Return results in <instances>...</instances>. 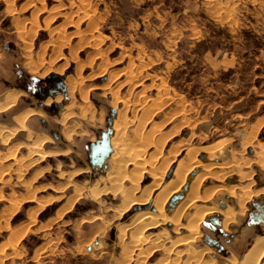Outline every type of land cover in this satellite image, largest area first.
<instances>
[{
    "label": "rangeland",
    "instance_id": "rangeland-1",
    "mask_svg": "<svg viewBox=\"0 0 264 264\" xmlns=\"http://www.w3.org/2000/svg\"><path fill=\"white\" fill-rule=\"evenodd\" d=\"M0 100V264H240L264 231L248 215L264 206V0H0ZM113 122L148 159L136 190L131 166L109 182L107 161L90 164ZM212 152L231 163L227 182L206 183L226 189L207 204L218 214L186 246V232L160 226L133 248L144 207L131 199L156 194L179 159Z\"/></svg>",
    "mask_w": 264,
    "mask_h": 264
},
{
    "label": "bare ground",
    "instance_id": "bare-ground-1",
    "mask_svg": "<svg viewBox=\"0 0 264 264\" xmlns=\"http://www.w3.org/2000/svg\"><path fill=\"white\" fill-rule=\"evenodd\" d=\"M12 12V11H11ZM81 67V66H80ZM79 67V70H80ZM64 68V67H63ZM68 70V69H67ZM78 70V71H79ZM79 73V72H78ZM109 74V73H108ZM51 76V75H50ZM72 78V77H70ZM69 80V79H68ZM74 80V79H72ZM71 80V81H72ZM70 81V80H69ZM67 82V81H66ZM73 85V84H72ZM79 86V85H78ZM73 87V86H72ZM70 89V88H69ZM78 89V87H77ZM73 90V89H72ZM70 91V90H69ZM111 91V90H110ZM8 92V91H7ZM6 92V93H7ZM109 92V91H108ZM68 93V92H67ZM109 94V93H108ZM7 95V94H6ZM70 95V94H69ZM67 97V96H66ZM5 99V98H4ZM3 99V100H4ZM1 101V100H0ZM11 101V100H10ZM52 101V100H51ZM59 101V100H58ZM13 102V101H12ZM60 102V101H59ZM121 102V101H120ZM55 103V101H54ZM112 104V103H111ZM123 104V102H122ZM14 106L13 103L11 104V107ZM46 106V105H45ZM70 108V107H68ZM123 108V105H122ZM67 109V108H66ZM116 109V108H115ZM65 110V109H64ZM67 111V110H66ZM69 111V110H68ZM120 111V110H118ZM117 111V113H118ZM65 112V111H64ZM69 114V113H68ZM32 115V114H31ZM70 115V114H69ZM115 115V114H114ZM119 115V114H118ZM71 116V115H70ZM22 117H18V122L21 124ZM118 118V117H117ZM15 119V118H14ZM117 120V119H116ZM115 120V121H116ZM121 120V119H120ZM125 120V119H124ZM240 120V119H238ZM60 121V120H59ZM131 121V120H130ZM16 122V121H15ZM129 122V121H128ZM137 123V122H136ZM124 124V123H123ZM16 125V124H15ZM21 126V125H20ZM126 126V124H125ZM113 129V137H111L109 139V146L111 147L112 151L109 155V157L105 160V162L107 161V164L110 165V167H112V171L106 173L103 177L100 178V180L102 181H109V182H113L115 179V176H118L119 173L126 169L127 166H131L132 167V171L134 172L133 175L130 177L129 179V185H131L132 190H136L137 188V184L138 181L140 180L142 171L145 170V166L148 163V159L145 160L143 158L142 155H140V152L138 150V148H134L133 145L132 147H127L126 146V142L124 141L126 138H122L123 136V131L119 128L117 123L113 122V126H111ZM24 128V127H23ZM125 128V127H124ZM19 130V129H17ZM16 130V131H17ZM26 130V129H24ZM255 130V129H254ZM258 130V129H257ZM10 131V129H9ZM23 131V130H22ZM21 131V132H22ZM147 133V132H146ZM2 134V133H1ZM13 134L10 133V135ZM254 134V133H253ZM3 135V134H2ZM9 135V136H10ZM125 135V134H124ZM134 135V134H133ZM68 136V135H67ZM6 137H8L6 135ZM11 137V136H10ZM149 137V136H148ZM249 137H246L249 141ZM144 138V137H143ZM67 139V137H66ZM70 140V139H69ZM6 141V140H4ZM66 141V140H65ZM127 141V140H126ZM160 141V140H159ZM45 142V141H44ZM247 142V141H246ZM250 142V141H249ZM143 143V142H142ZM222 143V142H221ZM225 143V142H224ZM220 144V143H218ZM226 144V143H225ZM181 145V144H180ZM38 146V145H37ZM138 147H142L144 145L138 143L137 145ZM136 146V147H137ZM148 146V145H147ZM225 146V145H224ZM262 146V145H261ZM13 147V146H12ZM17 147V146H16ZM26 148H28L27 146H25ZM30 147H32V145H30ZM173 147V146H172ZM207 147V146H205ZM211 147V146H208ZM214 151V148H217L218 150H221L223 148V146H212ZM18 148V147H17ZM36 148V147H35ZM35 148H31L32 152H37V150ZM171 148V147H170ZM204 148V147H203ZM262 148V147H261ZM29 149V148H28ZM178 149V148H177ZM193 149V148H192ZM206 149V148H205ZM209 148H207L206 150H208ZM172 151V149H170ZM190 150V149H189ZM194 150V149H193ZM190 150V151H193ZM198 150V149H197ZM169 151V149H168ZM177 151V150H176ZM201 151V150H200ZM204 151V149H203ZM243 151V150H242ZM13 152V151H12ZM194 152V151H193ZM215 152V151H214ZM214 152L212 153H207L208 155H206V161L208 163L203 164L204 163V158L203 159H199V157L196 158L192 156L191 154V158H187V159H179V161H177V164L175 166V168L173 169L172 175L170 178H168L157 190L156 194H152L148 193L146 195V197H133L130 201L131 207L134 206H143L144 210L142 211H137L134 213L133 217V226L138 225L137 227L139 228V231L136 230V233L132 234L131 236V240L132 243L134 245L133 248H137L141 245V243L146 242L148 238V236H146L144 233L147 232V230H152L155 229L157 227L163 226H169L171 228V232L173 234H179V232H186L187 234H185L184 236H182V238L180 236H178L179 239L177 241L178 245H182V246H186L189 242L193 241L195 238H197L200 235L199 232V226L200 223L202 222V220L206 217V216H211L215 213L218 214L217 212V207L215 206H209L207 204H210V198L212 196V194L215 191H223L226 190L225 187L223 186V184L210 188L207 190L208 187H206V183H208L210 180H215L218 183H222L223 181L227 182L228 178H226V176L228 175L227 173H229V166H231L230 164H226V163H222L214 154ZM152 152L148 153V155H151ZM206 153V152H205ZM14 154V153H13ZM38 154V153H37ZM40 154V153H39ZM181 154V153H180ZM10 155V154H9ZM147 155V156H148ZM199 155V154H198ZM13 156V155H12ZM39 156V155H38ZM41 156V155H40ZM39 156V157H40ZM44 156V155H42ZM41 156V157H42ZM178 156V155H177ZM40 157V158H41ZM159 157V156H158ZM8 158V157H7ZM12 158V157H11ZM148 158V157H147ZM258 158V157H257ZM162 159V158H161ZM166 159V158H165ZM260 159H262L260 157ZM259 159V160H260ZM19 160V158H18ZM30 160V158H29ZM248 160V159H247ZM258 160V161H259ZM161 161V160H160ZM264 161V160H263ZM229 162V161H226ZM236 162V161H235ZM246 162V161H245ZM244 162V163H245ZM260 162V161H259ZM18 163H20L18 161ZM153 163V162H152ZM13 164V163H12ZM162 163H159V166ZM234 163H232L233 165ZM246 165V164H245ZM171 166V165H170ZM235 166V165H234ZM147 167V166H146ZM238 167V166H237ZM262 168V167H261ZM103 169V168H102ZM106 169V168H105ZM169 169V168H168ZM167 169V170H168ZM88 170V169H87ZM86 170V171H87ZM131 170V168H130ZM155 172L157 170V167L154 169ZM218 171V172H214V171ZM238 170V169H236ZM92 171V170H91ZM239 171V170H238ZM237 171V173H238ZM85 172V171H84ZM96 172V171H95ZM100 172V171H99ZM81 173V172H80ZM103 173V172H102ZM126 173V172H125ZM152 173V172H151ZM164 173V172H163ZM89 174V173H88ZM104 174V173H103ZM80 175V174H79ZM115 175V176H114ZM230 175V174H229ZM239 175V174H238ZM122 176V175H121ZM124 176V174H123ZM163 176V174H162ZM192 177V180L189 181L188 183V178ZM252 176V175H251ZM150 177V176H149ZM159 177V176H158ZM250 174H246V176H242V178H249ZM251 178V177H250ZM118 179V178H117ZM144 179V178H143ZM157 179V177H156ZM156 179H154L156 181ZM247 180V179H246ZM121 181V180H120ZM143 181V180H142ZM147 181V180H146ZM95 182V181H94ZM100 182V181H97ZM103 183V182H102ZM225 184V183H224ZM75 186V185H74ZM93 186V185H92ZM97 185L95 184L93 186V190L91 192H95L94 190L95 187ZM104 186V185H103ZM109 186V185H108ZM116 187V186H115ZM139 187V186H138ZM206 187V188H204ZM237 187V186H236ZM113 188V187H112ZM141 188V187H140ZM144 188V187H143ZM230 188V187H228ZM84 189V188H83ZM100 189V187H99ZM119 189V188H118ZM203 189V190H202ZM231 189V188H230ZM74 190L76 191V189L74 188ZM78 190V189H77ZM131 190V189H130ZM228 190V189H227ZM88 191V190H87ZM90 191V190H89ZM98 191V190H96ZM118 191V190H117ZM126 191V190H125ZM107 192V191H106ZM110 192V191H109ZM112 192V191H111ZM114 192V191H113ZM122 192V191H121ZM155 192V191H154ZM228 192V191H227ZM80 193V192H77ZM90 193V192H89ZM96 193V192H95ZM99 193V192H98ZM140 193V192H139ZM219 193V192H218ZM103 194H105L103 192ZM109 194V193H108ZM240 196L237 198V203H236V207H237V213L238 214H242L243 211L245 210L244 204L246 201H248L252 195L251 189H250V184L249 185H245V187H242V189L240 190ZM255 195L258 194H264V190L258 191V193H254ZM97 195V194H96ZM95 195V196H96ZM123 195V200L127 199V194L126 192L122 193ZM132 195V194H131ZM140 195V194H139ZM75 197H77L76 195H74ZM115 196V195H112ZM130 196V195H129ZM232 196V195H229ZM261 196V195H260ZM27 197V196H26ZM72 197V196H71ZM31 198V197H30ZM231 198V197H230ZM70 199V198H69ZM93 199V198H92ZM95 199V197H94ZM213 199V198H212ZM225 199V197H224ZM76 199H74L75 201ZM52 201V200H51ZM68 201V200H67ZM72 201V199H71ZM70 202V201H69ZM123 202V201H122ZM171 204V208H168L166 205H168V203ZM16 203V202H14ZM124 203V202H123ZM44 204V201H43ZM42 204V206H43ZM197 204V205H196ZM201 204V205H200ZM205 206H204V205ZM71 205V204H68ZM124 205V204H123ZM66 206V205H65ZM197 206V207H196ZM41 207V206H40ZM123 207V206H122ZM129 207V205H128ZM130 207V208H131ZM14 208V207H12ZM11 208V209H12ZM70 208V207H69ZM114 208V207H113ZM139 208V207H138ZM126 210V209H125ZM124 210V211H125ZM192 212L191 215H189V217H187V219L185 220L184 224L182 223V219L184 218L185 214L187 215V213ZM64 212V211H63ZM220 212V211H219ZM224 213H221V229H225L229 223L232 222L233 220V216H234V211L231 208H228L223 211ZM32 214V213H31ZM121 214V212H120ZM122 215V214H121ZM264 215V211H262V214ZM32 216V215H30ZM29 216V217H30ZM117 216V214H116ZM120 216V215H119ZM214 216V215H213ZM240 217V216H239ZM32 220V219H31ZM131 220V219H130ZM264 218L261 217V220H255V222H263ZM182 221V222H181ZM132 222V221H131ZM135 224V225H134ZM262 224V223H261ZM252 225V224H251ZM130 226V225H129ZM253 226V225H252ZM262 225H260L259 228H261ZM125 227V226H124ZM136 227V228H137ZM236 227V226H235ZM123 228V227H122ZM237 228V227H236ZM163 229V228H162ZM164 230V229H163ZM264 230V229H263ZM239 231V230H238ZM17 232V231H16ZM135 232V231H134ZM25 234V233H24ZM168 236V232L165 233ZM242 234V233H241ZM11 235V234H10ZM15 235V234H14ZM119 235V234H118ZM17 236V235H16ZM15 236V237H16ZM185 236H188V238H186ZM14 237V236H13ZM157 237V236H156ZM159 238V237H157ZM156 238V239H157ZM155 241V239H154ZM10 242V241H9ZM131 242V241H130ZM149 242V241H148ZM152 242V241H151ZM174 246V245H173ZM138 249V248H137ZM142 251V250H141ZM133 252V251H132ZM140 252V251H139ZM142 253V252H141ZM201 254L204 252H200ZM264 255V231L262 232V234H260L259 236L255 237V239L252 242V245L248 248L247 253L243 256L242 261L240 262V264H260L261 259ZM136 258V257H135ZM191 258V257H190ZM194 258V257H193ZM199 258V257H198ZM200 259V258H199ZM195 262H197V260H195ZM206 263V262H204ZM203 263V264H204Z\"/></svg>",
    "mask_w": 264,
    "mask_h": 264
},
{
    "label": "water",
    "instance_id": "water-1",
    "mask_svg": "<svg viewBox=\"0 0 264 264\" xmlns=\"http://www.w3.org/2000/svg\"><path fill=\"white\" fill-rule=\"evenodd\" d=\"M89 147H90L89 158H90L91 166L100 168L111 153V149L109 147V133L102 132L100 134V139L94 142L93 144H90ZM171 204L172 202L170 203V205ZM261 214L262 212L253 214L252 216L253 220L260 221L261 217L264 218V215Z\"/></svg>",
    "mask_w": 264,
    "mask_h": 264
},
{
    "label": "crops",
    "instance_id": "crops-1",
    "mask_svg": "<svg viewBox=\"0 0 264 264\" xmlns=\"http://www.w3.org/2000/svg\"><path fill=\"white\" fill-rule=\"evenodd\" d=\"M98 168H99V167H98ZM256 208H257L256 210L258 211L257 213H259V212H260L259 210H260L261 208H264V206H257ZM253 214H256V213H255V212H250L248 215H249V221H250V224H252V225L254 226V225L258 224V222H255V221L253 220V218H252ZM259 223H262V225H264L263 222H259ZM259 225H260V224H259ZM247 226H249V225H247ZM250 227H251V226H250ZM234 228H236V227H234ZM97 245H98V241H95V242H94V246H97ZM86 250H87L88 253H90V252L92 251V247H91L90 244L86 246Z\"/></svg>",
    "mask_w": 264,
    "mask_h": 264
}]
</instances>
